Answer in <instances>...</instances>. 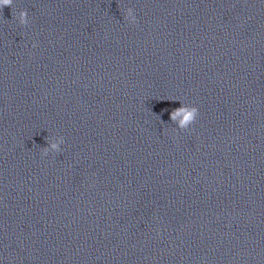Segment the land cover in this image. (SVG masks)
Segmentation results:
<instances>
[{
	"label": "clouds",
	"instance_id": "obj_1",
	"mask_svg": "<svg viewBox=\"0 0 264 264\" xmlns=\"http://www.w3.org/2000/svg\"><path fill=\"white\" fill-rule=\"evenodd\" d=\"M14 0H0V11L7 6L12 8ZM12 17L18 22L19 26L26 27L29 25V17L26 9L20 10L18 13L13 11ZM123 19L126 22L131 24L137 23V18L134 14V10L131 7L123 10ZM33 48L36 47V44L33 43ZM199 116V108L195 105L181 103L179 108L173 109L170 113V119L180 131L188 130L190 126L196 123ZM176 129H173L175 131ZM47 146L41 147V155L47 156L49 153H61V145L65 142L63 136H58V139L55 141L52 140V137H46Z\"/></svg>",
	"mask_w": 264,
	"mask_h": 264
}]
</instances>
